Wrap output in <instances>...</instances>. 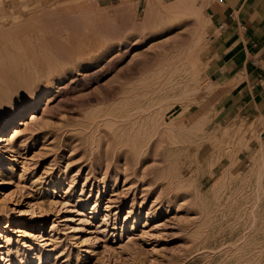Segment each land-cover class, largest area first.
Returning a JSON list of instances; mask_svg holds the SVG:
<instances>
[{
  "label": "rangeland",
  "instance_id": "rangeland-1",
  "mask_svg": "<svg viewBox=\"0 0 264 264\" xmlns=\"http://www.w3.org/2000/svg\"><path fill=\"white\" fill-rule=\"evenodd\" d=\"M150 1L0 0V89L33 57L66 71L3 111L0 264H264V118L231 106L247 77L210 78L205 0Z\"/></svg>",
  "mask_w": 264,
  "mask_h": 264
},
{
  "label": "crops",
  "instance_id": "crops-1",
  "mask_svg": "<svg viewBox=\"0 0 264 264\" xmlns=\"http://www.w3.org/2000/svg\"><path fill=\"white\" fill-rule=\"evenodd\" d=\"M204 11L212 22L211 32H220L212 35L210 78L223 85L227 76L245 75L247 92L231 106L240 112H261L264 118V0H205Z\"/></svg>",
  "mask_w": 264,
  "mask_h": 264
},
{
  "label": "bare ground",
  "instance_id": "bare-ground-1",
  "mask_svg": "<svg viewBox=\"0 0 264 264\" xmlns=\"http://www.w3.org/2000/svg\"><path fill=\"white\" fill-rule=\"evenodd\" d=\"M152 1L156 2L155 0H152ZM154 2H152V3H154ZM150 3H151V1H150ZM152 3L149 5V11L150 12L151 11H153V12L157 11L158 12V9L157 10L155 9V6H154L155 4L152 5ZM205 32H206V30H205ZM205 32H204V34L203 33L197 34V38H196L197 41L195 43L192 41L193 43H191L190 45H188L189 47L187 48V50H184L185 51V52H183L184 55H182L183 56V59L182 60L181 59L179 60V62H181L182 65L184 64L183 67H185L186 65H188L189 67H192L191 69L189 68L190 70H192L193 68L194 69L197 68L196 65H199V62H200L199 60L202 59V56L200 55L201 52H200V50L198 48V45L201 46V49L202 50H204L205 47H207L205 45V41H204L203 35H205V37H206L207 36L206 34H208V32L206 34H205ZM57 55H58V58H59L60 62H61V60L64 61V59H61L59 57V56H62V55H59V54H57ZM57 55L55 57L56 60H58ZM38 58H39V56H38ZM43 58L42 59L39 58V59H35L34 60V57H33L31 59H33L34 61L31 60V62H30V60H28L27 62L24 60L25 62H22V63H20L18 65V69L14 70V71H11V72H6L5 73V80H6V83H7V89L6 90H3V88L0 89V127H2V129H3V127L6 126V124H5L6 122L5 121H6L7 116H8V115L5 116V114L3 113V111L4 110H8L6 112L7 113H10L11 112V114H13L15 111H18V108H17V110H15L13 108V106L15 104V99L13 98V95L14 94H21V95H23L25 97V100L27 99V103H30V105L31 104L32 105H36L37 102H38L39 96L41 95V93L43 91L50 90V88L53 87L56 82H61V81L64 80V78H65L64 75H65L66 71H64L63 68H60L62 64H59L56 60H53L54 57H52L53 58L52 60H51L50 57H48V59H45V58L43 59ZM71 59L72 58H70V61H71ZM90 59H92V57ZM90 59H89V61H90ZM72 62H73V59H72ZM66 63H68L67 60H66ZM66 63L63 62V65H65ZM73 63H75V62H73ZM107 65H108V63H107ZM73 66H76V63L73 64ZM89 66H90L89 63H82V65L81 66H78L76 70L79 71V69H86ZM185 68H187V66ZM74 70H75V68H74ZM96 75H98V73L96 74L94 72V73H91V74L87 75V78H93ZM79 82H80V79H74V81H73V84H75L74 86H77L79 84ZM211 85L212 84H210V87H211ZM212 87H213V85H212ZM119 89H121V88H119ZM199 90H200V88L197 89V87H195V90H193L191 92V94L192 95H195V94L198 93ZM116 92H119V91H116ZM184 93H182L181 97L183 95H184L183 97H188V95L190 94V91H186ZM25 108H27V107H25ZM23 109H24V107H21L19 110L22 111ZM257 118H259V117H257ZM262 118H263L262 117V114H260L259 121L262 120ZM133 121L134 120H132V122ZM196 122H197V120H196ZM193 124H195V123H193ZM178 131H181V133L184 134V135L185 134L187 135L188 132H190L189 129H186V128H181ZM198 132H200V131L198 130ZM213 134H214V131L211 130L209 136H212ZM261 147L264 149V145H261Z\"/></svg>",
  "mask_w": 264,
  "mask_h": 264
}]
</instances>
